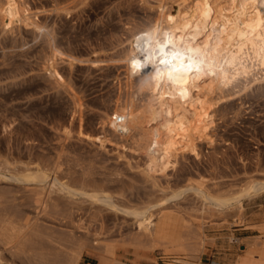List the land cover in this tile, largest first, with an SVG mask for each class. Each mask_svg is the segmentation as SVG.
<instances>
[{"label":"rangeland","instance_id":"374dc122","mask_svg":"<svg viewBox=\"0 0 264 264\" xmlns=\"http://www.w3.org/2000/svg\"><path fill=\"white\" fill-rule=\"evenodd\" d=\"M18 1L27 25L0 20V220L68 233L80 255L108 259L104 248L115 246L110 259L122 264H264V193L239 210L211 203L264 183L260 72L210 83V142L197 143V157L184 148L150 169L141 116L157 98L151 57L169 45L182 0ZM188 58L201 64L199 53ZM37 170L46 177L15 179ZM147 211L175 228L176 242L186 225L188 246L134 241L130 213ZM28 227L0 231V264H40L27 256ZM51 255L46 264H57Z\"/></svg>","mask_w":264,"mask_h":264},{"label":"bare ground","instance_id":"6f19581e","mask_svg":"<svg viewBox=\"0 0 264 264\" xmlns=\"http://www.w3.org/2000/svg\"><path fill=\"white\" fill-rule=\"evenodd\" d=\"M20 6L18 0H3L0 4V20L4 27L9 29L15 22L27 25L30 17L22 15L23 9ZM177 7V15L170 24L169 45L161 53H155L151 57V79L157 98L151 101L146 113L141 116L151 132L146 135V156L150 169L168 163L184 148L197 157V143L210 142V132L215 126L213 114L207 105V87L210 83L229 85L237 75L248 82L257 81L255 71H259L264 77V0H182ZM179 52L185 56L177 60ZM194 53H199L200 65H193L189 60L188 56ZM43 177L44 174L37 170L13 178L28 183L39 181ZM262 193L264 183H253L226 197L214 199L211 203L219 211L228 208L239 210L243 200ZM130 214L135 217L138 227L134 241L138 238L151 248L158 244L170 246L173 242L180 250L188 246L186 225L180 237L182 239L176 242L172 239L174 227L166 222L155 224L148 211ZM7 221L0 220L2 233L16 235L28 227L23 222L15 228L12 222ZM37 230L29 228L26 230L29 234H25L30 237L31 247L27 256H30L32 263L46 264L51 251L57 264L61 258H64L65 264H76L82 247L77 252L71 251L72 235L56 233L53 236L51 232L45 234ZM10 236L8 242L15 239V236L12 239ZM93 245L96 243L93 242ZM114 247L103 246L105 255L112 256ZM251 256L253 258V254ZM236 264H239L238 261Z\"/></svg>","mask_w":264,"mask_h":264},{"label":"crops","instance_id":"0c3cea01","mask_svg":"<svg viewBox=\"0 0 264 264\" xmlns=\"http://www.w3.org/2000/svg\"><path fill=\"white\" fill-rule=\"evenodd\" d=\"M175 235H176V232H175V228H174V236L172 237V239L175 238ZM174 241H175V239H174ZM106 256L108 257V259L107 258H105V259L97 258V257H95V255H93L91 253H85V254L82 253L76 264H109V263L112 264L113 261H116L113 258L110 259L111 256H108V255H106ZM117 262H119V261H117Z\"/></svg>","mask_w":264,"mask_h":264},{"label":"clouds","instance_id":"9594fccd","mask_svg":"<svg viewBox=\"0 0 264 264\" xmlns=\"http://www.w3.org/2000/svg\"><path fill=\"white\" fill-rule=\"evenodd\" d=\"M151 83L150 79L145 78L143 80H141V85L142 86H148Z\"/></svg>","mask_w":264,"mask_h":264},{"label":"built area","instance_id":"2783aa9c","mask_svg":"<svg viewBox=\"0 0 264 264\" xmlns=\"http://www.w3.org/2000/svg\"><path fill=\"white\" fill-rule=\"evenodd\" d=\"M122 120H123L122 117L117 116V117L115 118V123L120 124V123L122 122Z\"/></svg>","mask_w":264,"mask_h":264}]
</instances>
